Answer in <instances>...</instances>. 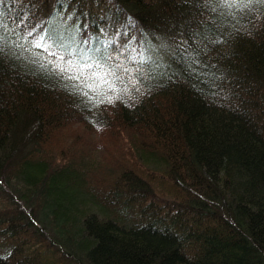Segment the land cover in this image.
<instances>
[{
  "label": "trees",
  "instance_id": "1",
  "mask_svg": "<svg viewBox=\"0 0 264 264\" xmlns=\"http://www.w3.org/2000/svg\"><path fill=\"white\" fill-rule=\"evenodd\" d=\"M0 264H264V0H0Z\"/></svg>",
  "mask_w": 264,
  "mask_h": 264
},
{
  "label": "snow or ice",
  "instance_id": "2",
  "mask_svg": "<svg viewBox=\"0 0 264 264\" xmlns=\"http://www.w3.org/2000/svg\"><path fill=\"white\" fill-rule=\"evenodd\" d=\"M48 39L52 40L53 41V44H57V36L55 35V33H52L48 36ZM41 40H43V37H41ZM58 46V45H57ZM36 47H41V43L40 42H37L36 43ZM45 48H47L48 46L47 45H44ZM51 54V53H50ZM62 59V57H61ZM57 67H59V65H57ZM86 67L88 68H92V65L91 64H88L86 65ZM61 71H64V69H61Z\"/></svg>",
  "mask_w": 264,
  "mask_h": 264
},
{
  "label": "rangeland",
  "instance_id": "3",
  "mask_svg": "<svg viewBox=\"0 0 264 264\" xmlns=\"http://www.w3.org/2000/svg\"><path fill=\"white\" fill-rule=\"evenodd\" d=\"M34 222H35V224L37 225V227H41V223L39 222V221H37V220H34ZM48 229V227L46 228V230ZM48 231V233H50L51 234V230L50 229H48L47 230ZM53 234V233H52Z\"/></svg>",
  "mask_w": 264,
  "mask_h": 264
}]
</instances>
